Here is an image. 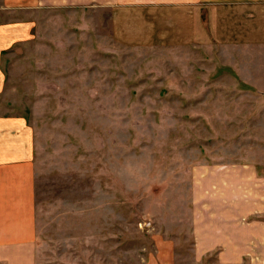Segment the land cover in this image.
Masks as SVG:
<instances>
[{"label":"rangeland","instance_id":"374dc122","mask_svg":"<svg viewBox=\"0 0 264 264\" xmlns=\"http://www.w3.org/2000/svg\"><path fill=\"white\" fill-rule=\"evenodd\" d=\"M37 12L2 61V104L34 132L36 264H196L193 175L251 161L264 175V90L209 37L128 44L108 8Z\"/></svg>","mask_w":264,"mask_h":264},{"label":"crops","instance_id":"0c3cea01","mask_svg":"<svg viewBox=\"0 0 264 264\" xmlns=\"http://www.w3.org/2000/svg\"><path fill=\"white\" fill-rule=\"evenodd\" d=\"M73 4L108 8L113 34L128 44L190 48L209 37L229 51L242 83L264 90V0H0V264H36L37 242L34 132L2 104L3 57L30 41L37 11ZM256 165L198 166L190 187L196 264L212 252L217 264H264V175Z\"/></svg>","mask_w":264,"mask_h":264}]
</instances>
